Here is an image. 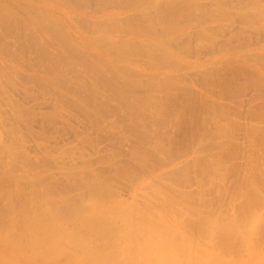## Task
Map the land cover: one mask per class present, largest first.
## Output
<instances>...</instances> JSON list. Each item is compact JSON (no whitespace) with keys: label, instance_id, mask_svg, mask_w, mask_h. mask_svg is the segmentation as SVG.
<instances>
[{"label":"bare ground","instance_id":"obj_1","mask_svg":"<svg viewBox=\"0 0 264 264\" xmlns=\"http://www.w3.org/2000/svg\"><path fill=\"white\" fill-rule=\"evenodd\" d=\"M61 1L59 0L58 3H60ZM85 1L86 0H63L61 2L62 11L60 10L63 14V18L60 19V17L62 15L61 16L59 15L60 16L59 18L57 17V13L55 11L56 6L54 3V0H0V19H2V20L5 19L7 21H10L12 23V25L14 27L13 29L15 31L18 30L20 27L24 26L25 30H27V31L30 30V32H28V33L26 32V35L28 34L27 36H29V34H31L32 36L34 34H36L35 36L37 37L38 35L41 36L43 34L42 35L43 41L49 40L52 38L51 40L55 39L56 42H58L57 43V44H59L57 47L58 50L55 49V51H54V49H53L52 50L53 52H51L50 51L51 48L48 47V49H49L48 51L51 52L50 54H48L47 53L48 51H46L47 46L45 44H43L45 41L42 43V41L40 40L41 41V43H40L39 40L36 41L39 38L35 37V39H34V36L33 37L30 36V38H31V39H29L30 41L27 39L29 42H31L30 46L36 47L37 50H40L38 52H40L41 55L44 57V58L42 57L43 60L44 59L46 61H48L49 59L51 60V61L49 60L50 61L49 63L47 62L45 67L43 65L44 73H42V74L39 73L40 75L35 76L34 78L36 80L38 79L39 82H40V80H42L45 84L47 83L50 86H52L50 88H54L55 90H57L59 92L60 86H61V88H63L61 83L64 82V80L61 79V76H59L60 73H63L66 69H71V67L74 66V63L79 64V66L81 64L82 68L79 67L78 65L77 66L79 68H81L82 70L84 69V70H86V72H89L95 78L94 80H96V81H94L93 79H91V80H93V82H95V83L99 82L100 85H98V83H96L99 87L100 86H102L101 88L106 87V89L108 87L112 92H114V95L116 96L115 98H118L117 101L118 100L121 101L120 108L117 110L114 107V109H115L114 111L118 112L120 110L121 113H120V111L118 113H115L113 110L111 111V109H113L111 106H109L111 109H107V110L110 111V113L113 115V117L118 118V121L116 120L117 122H119L120 119L123 121V118L125 116L126 120L124 119V122H122V121L121 122L126 123L125 128L127 127V129L129 128V130L135 132V134H133V135L137 134L138 139L141 141L143 139L145 140V137H146L147 133L148 134L150 133V130L153 132L154 129L156 130V129H158V127L160 128L161 125H162L161 126L162 128L165 127L164 124H165L166 118H168V116H171V118H172L175 115L178 119L180 116L178 114H182V117H181L182 119L179 118L180 120L176 121L177 126L184 124L186 122V120L187 121L191 120L187 116L189 114V116L192 117V114H193L192 110L193 109L189 106L188 97L184 93H182V95L179 98L181 100L178 102L179 107L177 104L174 105L175 106L174 108H176V106L178 107V109L176 108V110H175V112L177 111L176 114L174 112V109L172 110V108H173L172 104L175 103V95H174L175 88H181V86H178V85H182L184 83L183 82L184 79L183 80L180 79L179 78L180 74L175 73L174 71L171 70V68L174 67L177 69L178 68L181 69V67H183V66H185L184 68H186V65L194 67L196 69L201 67V65H199L200 63L198 61L197 62L199 64L196 63L195 59H194L195 61H191L190 60L191 58L189 59L190 56H187L188 57V59H187L185 57L186 55H184V53L186 54L192 49L189 46V43H191L192 40H189L188 35H187V38H188L187 39L185 37L184 33H181L184 31L187 32V30H184V29H186L185 24L189 23L192 28L193 27L195 28V26L191 25L190 22L197 23V21H198L199 23L200 22L202 23V25L200 24V26H196L195 30L196 29L197 30H196V32L194 31L195 34H193L194 32H192V34L199 39V42H200V43L198 42L199 46H201V44L203 45L204 43L206 44V46H208V44H212L213 40L215 39V37H213V39H212V37L208 34L206 27L203 26V23L206 21L207 22H216L214 24H217L218 21L220 20L221 23L219 22V25H221L224 22V24H222V25L223 26H225V25L229 26L228 29H230V31L232 28L234 29V32L232 33V35L229 32V34L231 35V39H233V41H231V42H234V37H236L237 41H235V42L236 43L238 42V43H237V45H235L236 43L234 42L235 46L232 47V49H230L228 51V48L231 47V44L233 45V43L229 42L230 40H224L223 41L224 43L221 42V44H219L218 46L214 43L216 45V47H218V48H216L215 51H217L219 49L218 50L219 56L217 55L218 57L210 60V62H213V63L209 65L210 67L209 66L208 67L211 68V66H212L213 68H211V69H209V71H207L208 68L206 67L207 70H206V68H205V70H203V72L204 71L205 72L201 76V81L203 82V84H205V88H206V86H208V88H209V86L211 84H212L211 85L212 88H213V85L214 86H220V87L222 85V89L224 90L226 87H228L226 85L228 80H226V79H229V78H227V77H229V75L231 77V75H232L231 72H233V73L235 72L236 73L235 75L237 76L238 71H240L242 73L243 72L247 73V74L243 73L244 76L246 77V80L244 79L245 80L244 83L246 84L245 86H247V84H248L249 86H252V88H253V86L255 88L256 84L253 85V83H256V82L264 83V76H263L264 74L263 75L261 74L262 72H260L259 67L256 66L260 73L256 72L258 70H255L252 68L253 67L252 64L253 65L256 64L257 61H256V63H252V64H250V62H249V60L251 61V59H252V62H253V60L257 59L258 63L260 65H261V63H263V65H264V52H262V50H264V47H256L253 50H251V49L248 50L247 46H249V43H250L252 38L248 39V40H250L248 45H247L248 41H242V40L238 41V39L240 38V37L238 38V34L239 35L244 34L243 33L244 31L246 32V31L251 30V31H253L252 33H254L255 30L256 31L260 30L263 32V30H264V5H262L261 0H238V2H237V0H235L237 2V4H234L233 3L234 1H232V0H208L209 5L211 7V8H209L210 10L208 9V7L206 9V5H208L207 0H206V2H203V0H202L203 3L201 5L199 4L198 0H98L101 2V5H103V6H101V5L99 6L100 2H97V0H95L97 3H99L98 4L99 9L95 8L96 10L98 9V11L94 14L93 18L89 19L86 16L84 17L82 15V17H81V15H78L79 17H81V19L83 17L85 19L88 18L89 19V20L87 19L88 22H90V23L92 22L91 33H89L90 31L87 32V29H86V28H88L90 23L87 24V26H86V24H84L86 21L84 19H82L81 20L82 23L80 22V24H79L80 26H81V24H83L86 32L89 33L88 35H85V38H84L86 41H88L89 45L85 44L86 42L80 43L79 41H75L76 39H73L74 36L69 33V31L77 32L76 27L78 25L77 24L78 22H76V17H78V16H75L78 12L77 8L79 9V7H77V6L78 5L80 6L83 2L85 3ZM200 2H201V0H200ZM83 4H82V6H84ZM94 5H96V4H94ZM112 5H117L118 9L121 6L122 7L123 6L130 7V6L134 5V7L138 8V10H136V11L134 10L135 13H126L125 12L126 9L125 10L123 9L124 11L115 13L111 10ZM212 5H213V7H212ZM92 6H93V3H92ZM95 7H97V5ZM108 7H110V8H108ZM91 9L93 10V13H94L95 10L93 8H91ZM107 9H110V10H107ZM84 10H87V9H84ZM92 10L90 11V13L92 12ZM58 11L59 10H57V12ZM80 13L83 14L82 11H80ZM86 13H87V11H86ZM120 14H123V16H120ZM74 17H75L74 20L77 24L76 26H74L75 24L70 23L71 19L73 20ZM121 17H123V19H121ZM236 18H238L239 22ZM77 19H80V18H77ZM91 19H92V21H91ZM184 19L186 20L185 22L183 21ZM2 20L0 22H2ZM78 21H80V20H78ZM183 23H185V24H183ZM2 24H0V26ZM4 25H5V29L2 28L3 26H1L2 30L4 29L8 33H10L11 30L10 31L7 30L10 27L6 28V26H8V22H6ZM194 25H197V24H194ZM83 26L81 28H83ZM210 26L212 27V24H210ZM91 27H89V28H91ZM191 27H189V28H191ZM84 28L81 30H84ZM192 28L190 30H192ZM194 28H193V30H194ZM218 28L222 29V27H220V26ZM223 28H225V27H223ZM69 29H71V30H69ZM226 29H227V27H226ZM226 29H224V30H226ZM36 30H38V32L41 34H38L37 32L35 33ZM212 30H211V32H212ZM216 30H217V27H216ZM23 31L24 30H21V32H23ZM111 31H113V32L118 31L119 33H121V35L118 36V38H117V37H115L116 34L114 36H113V34H111L112 33ZM221 31L223 32V30H221ZM251 31H250V33H251ZM109 32H111V33H109ZM188 32H189V30H188ZM12 33L15 34L16 32L13 31ZM80 33H83V31H81ZM190 33H191V31H190ZM246 33H248V32H246ZM259 33H261V32H259ZM23 34L25 35L24 32H23ZM181 34H183L184 37L187 39V41H190V42L188 43L186 40L181 42L180 38L183 36V35L181 36ZM192 34H189V35L191 36ZM226 34H227V32H226ZM69 35L71 36V38H69L70 37ZM211 35H213V33ZM224 35H225V33H224ZM230 35L228 36L229 39H230ZM11 36L13 37V35H11ZM11 36H9V37H11ZM27 36H26V38H27ZM194 36H192V37L194 38ZM252 36H254V35H252ZM228 37H226V38H228ZM24 38H25V36H24ZM75 38H76V36H75ZM197 38H196V41L198 40ZM216 38H217V36H216ZM15 39L17 40V38H15ZM80 39L82 40V38H80ZM182 39H184V38L182 37ZM241 39L246 40V37H243ZM255 39H256V37H255ZM27 40H25V43H28ZM21 43H23V39H22V42L20 41V44ZM83 43L85 45H87L88 47H90L89 51H87L84 47H82L83 45H81V44H83ZM261 43H263V42H261ZM16 44L18 45V43H16ZM172 44L178 45V47L176 46L178 49L175 48ZM222 44H224V45L219 47ZM18 46H20V45H18ZM18 46L17 47L14 46V47H16L18 49L19 48ZM25 46L27 47L28 44H26ZM30 46H29V48H30ZM48 46H50V45H48ZM54 46H56V45H54ZM172 46L176 50L173 49ZM209 46H211L210 48H212L213 45H209ZM20 48H22V52H23V50H26L25 47L23 49V46L22 47L20 46ZM32 49H34V48H32ZM36 49H34V50L36 51ZM207 49H208V47H207ZM214 49L215 48H213V50ZM238 49L239 50L242 49L243 52L239 51ZM30 50H31V48H30ZM0 52H2V51H0ZM19 52H20V50L18 51V53ZM24 52H27V50ZM31 52H29V53H31ZM201 52L203 53V51H201ZM211 52H213V51H211ZM9 53H11V52H9ZM9 53H7V54H9ZM40 53H38V54H40ZM132 54H134V55L137 54L136 55L137 59L134 58V55L132 56ZM176 54L178 56H180V58ZM199 54L201 56V53H198V56H199ZM203 54H202V56L204 57L206 54L205 55H203ZM209 54H210V51H209ZM209 54H207V55H209ZM215 54H216V52H215ZM11 55H13V53ZM21 55H23V54H21ZM41 55H40V58H41ZM45 55H47V56L49 55L50 58L47 60L48 57L46 58ZM35 56H38V55H35ZM131 56H132V58H134L136 63L131 58ZM138 56H140L139 57L140 62L143 61L144 63L148 64L150 69H151V67H153L152 71H154V72H152V73H154V74H151L149 72H148V74H146L147 72L142 73V71H139V69L137 68V67H139L137 64ZM212 57H214V56H212ZM140 58H141V60H140ZM200 59H204V58L200 57ZM3 60H5V59H3ZM44 61L42 63H44ZM139 61H138V63H140ZM189 61H190V63H189ZM203 61H201V63ZM205 61L208 62V60L206 58H205ZM17 62H19V61H17ZM36 62H39V61L37 60ZM191 62H193V63L195 62L196 64H191ZM60 63H62L63 66H62V64L60 65ZM130 63L133 64L134 66L131 65ZM146 64H144V65L146 66ZM203 64H204V62H203ZM24 65H26V64H24ZM28 65H30V64H28ZM59 65L61 66L60 68L63 67L65 70L62 68V72L59 71V69H58ZM263 65H261V66H263ZM203 66H205V65H203ZM19 67H20V65H19ZM191 67L189 70H192ZM27 68H29V67H27ZM30 68H31V66H30ZM261 68H264V66L260 67V69ZM144 69H145V67H144ZM203 69H204V67H203ZM220 69H221V71L219 72ZM223 70H224V72L226 71V76H225L226 77V79H225L226 83L220 79L221 78L220 74H221V72H223ZM180 71H182V70H180ZM262 71H263V69H262ZM0 72H2V71H0ZM11 72L13 73V71H11ZM67 72H68V70H67ZM69 73L70 72H68V74ZM144 73L146 76L144 75ZM227 73H229V74L227 75ZM63 74H61V75H63ZM73 74H74V71H73ZM0 75H2V73ZM4 75L5 74H3V76ZM235 75H232V76H235ZM247 75H249V76H247ZM8 76H10V75H8ZM240 76H242V75H240ZM5 77H3V78H5ZM7 78H9V77H7ZM10 78H11V76H10ZM235 78L237 79V77H235ZM234 79L232 82H236V81L238 83L241 82V81L239 82L238 80L234 81ZM8 80H10V79H7V82H9ZM69 80H71V79H69ZM186 80H187V78H186ZM5 81L6 80L4 79V82ZM10 82H11V80H10ZM43 82L41 83L42 86L44 84ZM89 82H91V81H89ZM89 82L87 80H85L84 82L79 84L80 86H82L85 89V91H87V94H85L87 96H85L83 98L82 97L77 98V96H76L77 100L82 99V103L80 102V104H79V102H75V103L73 102L72 106H74V104L75 105L78 104L80 106V109H82L81 107L84 106L83 104L91 105L95 108L96 113H97L96 116H98L99 113L103 112L104 109H105V111H107L106 106L108 107V105L110 103L107 102L108 105H107V103L106 104L101 103L102 104L101 105L99 103L100 99L98 100L96 98L97 95L99 96L100 94H97L96 92H94L95 89L97 91V87L92 82L91 83H89ZM193 82H195V81H193ZM222 82L225 83L224 86H223V84H221ZM229 82L230 81H228V83ZM14 83L12 82V84H14ZM35 83H36V81H35ZM3 84L4 83L2 81H0V91L2 90ZM9 84L11 85V83H9ZM21 84L23 85V83H21ZM21 84H19V85H21ZM37 84H38V82H37ZM191 84H192V82H191ZM233 84L234 83L230 84L229 87L232 86ZM242 84H243V80L241 83V87L244 85V84L243 85ZM38 86H40V85H38ZM67 86H68V84H67ZM142 86H144L143 87L144 89L148 88V90H146V91H144V89L142 88L144 91V92H141L142 94H138L136 91L132 90V88L139 87L138 90L140 91L141 90L140 88ZM186 86H188V84ZM25 87H26V85H25ZM192 87L193 86H191V88ZM232 87H234V85ZM208 88H206V89H208ZM214 89H213L214 90L213 94L215 95L220 90V88L218 89V88L214 87ZM216 89H217V91H216ZM227 89H226V92H227ZM230 89H231V87L229 88V90ZM235 89H240V87L235 88ZM65 90H66V88H65ZM208 90H210V89H208ZM221 90L218 93L219 95L216 94L215 96H220ZM229 90L227 93L229 96H227V97L225 96L228 100H229L230 96L232 95V90H231V92H229ZM241 90H244L243 87L241 88ZM249 90H250V88H249ZM68 91H70V90H68ZM101 91H102V89H101ZM3 92H6V91L4 90ZM93 92L96 94H94ZM207 92L210 93V91H207ZM226 92L224 90V92L222 91L221 93H223V96H224V95H227ZM245 92H246V90H245ZM62 93L64 94V92H62V90H61V94ZM70 93L72 96H69ZM70 93H68L69 95L67 94L68 96H66L65 94L63 96L67 97L68 99H71L73 97L74 93L71 91H70ZM102 93H104V92H102ZM196 93H198L197 90H196ZM196 93H195V95H196ZM229 93H231V94H229ZM58 94H60V92ZM3 95H4V93H3ZM54 95H55V93H54ZM54 95H53V97H54ZM92 96L93 97L95 96L94 98L97 100V102H95L96 100ZM207 96H208V93H207ZM210 96L211 95L209 94V97ZM252 96H254V95H252ZM1 97H2V95H1ZM27 97H28V95H27ZM99 97H101V96H99ZM218 98H219L218 101H220V97H218ZM242 98H240V99H242ZM51 99L54 100L53 98H51ZM68 99H67V101H68ZM194 99L196 102H199V99H197L195 97H194ZM221 99H222V97H221ZM248 99H250V98H248ZM57 100H59V99H57ZM71 100H75V98H72ZM206 100H207V98H206ZM7 101H9V100H7ZM210 101L211 102H209V100H208V102L210 103L209 105H206L207 101H205L206 104L204 106H208V110H209L208 113L205 111L206 117H209L211 114V115H213V118H215L217 120L216 128H215V130L213 129L211 133H210L209 129H208L209 132H208V130L206 131V129H207L206 127H205L206 128L205 129V128L199 127V125H197V126L195 125L196 126V128H195V126L193 125V123H194L193 119H192L193 123L189 124L190 121H188V124H189V126H191V129H192V125L194 126L193 127L194 132L184 131V135L182 136V138H180L178 136H181L180 135L181 132H180V129L177 128L180 132L179 135L177 136L180 139L179 141L177 140V138L172 136L171 132H169L171 134V136H169L170 134L168 136H167V134L164 136L162 133L159 134L161 131H158L159 130L158 129L157 130L158 132H156V131L153 132V136L155 135L154 138H152L153 136L151 135V133L149 135L152 137H149V135H148V137L152 138V139H148L146 137L147 140H151L150 143L144 145L143 144L144 140H143L141 144H139L140 142L138 144H136V142L135 143L133 142L134 143L133 146L132 145L128 146L130 148V150L128 149L127 154H129V155H126V156H128V157H126V159L129 158L127 163L131 162V165H129L128 167L125 166L126 164L120 165L121 161L119 164L118 163L114 164V162H117V161L114 159H110L112 162L114 160V162L112 163L110 160L106 159L109 156L108 157L105 156L106 158H104L103 157L104 155H103L102 156L103 158H100L102 162L101 161H99V162H101V164L104 163L105 165H107L108 168L109 167L112 168L110 170V172L112 173V176L104 174V172H103V174L105 176H102L103 174H99L98 173L99 171L96 172V171H94L95 169L92 170L91 168H89V165L87 163V161L89 159L86 161V159L83 158V160H85L86 162L82 161L83 163H81L79 165L71 163L69 166H66L65 170H63V171H65L64 175L65 176H71L70 178L72 180H73V178L76 179V181L75 180L74 181L76 182L75 184L78 186V191L77 192L74 191L76 194H74L72 192L74 195H71L70 194L71 192L69 193L67 191V189H69V188L66 189V187H68V186L63 185V187H62V186H60L62 184H58L59 186L57 184H55V185H57V188H55L52 185V183L49 181V179L47 177H45L44 174L38 169L37 163L32 161L31 160L32 158L30 159L28 154L23 150L25 143L22 145L20 142V140H21L20 137L18 136L20 139L19 140L17 138V136H15L20 132L19 131V132H17V134H14V130L16 131V128H18L14 125L15 123L13 124L14 126L12 125L13 127L8 124L9 126H11L8 129H5L6 125L3 126V122H2V125L0 123V127L2 126V131L5 132V134L7 133L6 135H8V137H9L7 140H3L2 135L4 133L1 131V134H0V264H57V262H58L57 260H59L58 258H61L60 259L61 264H250L251 262H254V260H258L259 264H264L259 259L262 256V252L264 255V209L262 210V208H261V206H264V194L261 193L264 191L262 188L264 186L261 187L262 190H261V188H260V190H258L259 188H257L255 185L256 182H258V181L261 182V180H262L261 178H264V177L262 175H261L262 177L260 176L261 178L259 176H258V178L255 177V175H260L259 174L260 172L258 174L252 175L253 171H251L250 172L251 174L249 175L248 169L253 170V169H255L256 165L254 167V163L247 160L248 162L247 161H246V163L244 162L246 170L242 169V168H244L243 166L241 168L242 171L238 170L240 173H237L238 172L236 169L237 167H235V169H234L236 171V173L239 175V179H237L236 181H238V182L240 181V182L233 184L232 183L233 181H231V183H230L231 187H230V185H228V187H230L231 189L230 188L225 189L226 185H224L225 187L222 188V186L224 184L222 182V180H224V182L227 183L229 178H225V177L226 176L229 177L233 173V172H230L231 170H228V168H229L228 166H230L232 162H233V165L236 164V163H234V160L236 159L234 157H233L234 160H232L230 163L231 158H229L230 155L227 157L228 152L227 153L225 152L224 153L225 155L221 153V151L224 150V149L222 150L221 148H223L226 144H228V145L230 144L229 139H228V138H230L228 136V133H229L228 123H226V121H228V119H230L229 114L232 112L231 113V117H232V114H234L236 112V110L233 108L234 106L231 107L230 105H232V104H230L229 105L230 107L228 105L227 106L230 109H232V108L233 109L231 110L230 113H226V112H224V108L221 107L222 101L219 102L220 107L218 106V103L216 101H213L211 99H210ZM239 101H241V100H238L237 104ZM56 102H58V101H56ZM223 102H225V101H223ZM253 102H254V99H253ZM1 103H2V101H1ZM61 103H63V102H61ZM69 103H71V102H69ZM227 103L228 102H226V104ZM247 103H249V102H246V104L245 103L244 104L248 106ZM251 103L252 102H250L249 105ZM2 104H4V103H2ZM223 104H225V103H223ZM226 104H225V106H226ZM239 104H240V102H239ZM257 104H259V103H257ZM88 105H86V107L84 106L85 108L83 107V109H87ZM103 105L104 106L106 105L105 108L103 107ZM110 105H112V104H110ZM260 105H263V104H260ZM70 106L71 105H69V107ZM112 106H117V105L113 104ZM195 106H196V103H195ZM200 106H202V105H200ZM238 106H240V105H238ZM247 106H246L245 110H247ZM14 107H16V108H14L15 113L13 112L14 116L12 117V118H14V120H15V117L17 120L20 118H23L24 116L22 114L30 115L32 113L31 111H33L32 106L30 108H26V109H31V111L30 110L26 111L23 107L20 108V106H16V105ZM26 107H27V105H26ZM57 107H55L54 111H56ZM11 108L13 109V107H11ZM116 108H118V106ZM243 108H245V107H243ZM243 108H242V110H243ZM251 108L249 107L248 110H250ZM60 109H62V108H60ZM1 110H3V109H1ZM57 110H59V109H57ZM34 111H35V109H34ZM49 111L50 110L45 111V113L44 112L43 113L46 115L47 112H49ZM171 111H173V113H174V114L172 113L173 116L171 114ZM198 111H199V109H198ZM239 111L240 110H238V112ZM29 112H31V113H29ZM89 112H90V110H89ZM251 112H253V111H251ZM1 113H3V112H1ZM33 113H32V117L34 115ZM50 113H52V112H50ZM53 113H55V112H53ZM56 113H58V111H56ZM62 113H64V112H62ZM80 113H81V111H80ZM84 113H85V111H84ZM86 113H87V111H86ZM147 113L148 114L150 113L152 116L148 117ZM9 114H10V111H9ZM39 114H41V113L39 112ZM44 114H43V116H44ZM91 114L95 115V113H91ZM100 114H102V113H100ZM104 114H105V112H104ZM115 114H116V116H114ZM183 114H186L187 119L184 117ZM259 114H257V116L259 118H262V115L260 114V116H259ZM48 115H46V116H48ZM50 115L52 116L53 114H50ZM94 115H91V116H94ZM193 115H196V114H193ZM225 115H227V116L225 117ZM239 115H241V114H239ZM245 115H246V113H245ZM58 116L59 115L57 114V117ZM91 116H89V118ZM121 116H123V118H121ZM135 116L138 117V119L135 118V120H134L133 118ZM143 116H146V118H149V119L152 117L155 119V117H156L157 120L161 119V120H163V122L161 123V121L158 120V122H160V123H156L157 121L154 122L156 119L154 121L150 120L151 122H149V121H147V119L145 117L143 118ZM29 117L27 116L25 119L24 118L23 119L26 120ZM139 117H142L143 120H141V118L139 120ZM196 117L198 118L197 115H196ZM200 117H202V114ZM241 117L243 118L244 114ZM59 118H60V116H59ZM59 118L54 119V120H58ZM91 118H93V117H91ZM199 118H198V120H199ZM211 118H212V116H211ZM225 118H228V119H225ZM244 118L246 119L247 117L245 116ZM23 119L19 120L18 122L22 121ZM96 119H98V118H96ZM100 119L101 120L99 121V123H101V121H102V118H100ZM136 119L138 122L136 121ZM169 119H170V117H169ZM194 119H196V118H194ZM233 119L236 120L237 117L236 118L234 117ZM233 119L231 118L229 121H231ZM255 119L256 118H254V120ZM2 120L3 119L1 117L0 121H2ZM17 120H15L14 122H16ZM48 120H49V118H48ZM48 120L46 122H48ZM144 120H146V123L149 122L151 124L152 123H154V124L153 125L150 124L151 126H149V124H148V126H149L148 127V126H146L147 124L145 125ZM172 120H173V118H172ZM248 120L250 121V118ZM254 120L249 122V125L251 123V125H253V126L247 125L248 121H246L247 122L246 126L243 123L244 124L243 127L245 129H247L244 131V134L248 135L247 138H249L250 132H251L250 137L254 135L253 134L254 132H258L257 138L259 139L260 134L264 133L263 132L264 130L263 131L261 130V132L259 131L261 129L260 124H261V121L263 120V118L261 120L260 119L258 120V121H260L259 123H256V121H254ZM89 121H90V119H88V122ZM114 121H115V119H114ZM114 121L113 120L109 121L112 123H109L108 127L110 126V124L113 125ZM205 121L208 122V120H205ZM237 121H238V123H240L239 122L240 120H237ZM263 121H262V124L264 125ZM93 122H92V124H93ZM141 122L142 123L144 122V124H142ZM167 122L168 121H166V124L170 125ZM202 122H203V120H202ZM243 122H244V120H243ZM253 122H255L256 124H254ZM238 123L236 122L237 126L235 125L234 126L235 128L232 126L233 129H236L239 126ZM135 124H137V126ZM100 125L104 126V124L103 125L100 124ZM115 125L118 128L117 124H115ZM115 125H114V128H115ZM254 125L256 126L257 130H253V129H255ZM263 125H262V127H263ZM14 127H16V128H14ZM91 127L93 129V126H91ZM96 127H98V126H96ZM146 127H148V128L146 129ZM169 127H168V129H169ZM197 127H199V129ZM250 127H253V129ZM259 127H260V129H258ZM26 128H28V127H26ZM103 128H105V127H103ZM162 128H160V130H162ZM165 128H167V126ZM194 128H195V130H194ZM97 129L98 128H96V130ZM177 129H175V130L177 131ZM233 129L231 130V134L236 133V131L234 133H232ZM262 129H264V127ZM29 130H31V128ZM103 130L104 129H102V131ZM129 130L125 129V132H127ZM163 130L166 132L165 129H163ZM175 130H172V131L174 132ZM40 131H42V130H40ZM99 131H101L100 128H99ZM167 131H169V130H167ZM181 131L183 133V130H181ZM204 131H206L209 135L206 134V136H204L203 135ZM242 131L243 130H241V132ZM246 131H247V134L245 133ZM42 132H46V131H42ZM237 132H239V131H237ZM259 132H260V134H259ZM26 133H28V132H26ZM85 133H87V132L85 131ZM38 134H40V133H38ZM41 135H43V133H41ZM77 135H78V133H77ZM86 135L82 134V137H84V136L86 137ZM255 135H256V133H255ZM255 135H254V139H255ZM20 136H21V134H20ZM28 136H29V134H28ZM89 136H90V134H89ZM143 136H145V137H143ZM226 136H228V137H226ZM39 137H36V138H39ZM46 137H47V135H46ZM85 137L82 139L81 136H79V138H81V140H83V142L85 140ZM261 137H262V135H261ZM226 138H227V140H226ZM263 138L264 137H262L261 141L263 140ZM232 139L233 138H231V140H230L231 143H233ZM24 140H25V137H24ZM86 140H88V138H86ZM147 140L145 143L148 142ZM32 141H34V140L32 139ZM35 141H38V140L35 139ZM77 141L80 142V140H77ZM136 141H137V137H136ZM189 141H190V143H191V141H193V142L195 141V144H196V145L194 144L195 146L193 147V150L191 151L192 152V155H191L192 158L191 159L193 162L192 164H189L188 162L185 161L186 159L185 160L183 159L184 161L179 162L181 164L175 165V166H173V168L172 167L167 168L168 170L163 169V172H160V173L154 172L155 170L150 171V170H148V168L145 169V167L142 168L143 166H149L152 169L153 164H156L158 166L159 162H161V160H164V159H165L164 161H167V159H168V161L171 162V163H169L170 166L175 164V162L173 163L172 160H174V158H173L174 156H175V159L177 158L176 157L177 155H175V154L177 152H179V145L182 144V147L184 145V148H186L185 151L186 150L189 151V147L187 145V144H189ZM233 141H236V140L233 139ZM250 141H252V142H250ZM40 142L42 143L43 141H40ZM89 142H91L90 138H89ZM236 142L239 143L240 141H236ZM254 142L252 139H249V142H247V143H249V146L247 145L246 142H244V144L246 143V148L243 149V147H241L243 149V152H246L248 154L250 153L251 155H253V153L250 150H251V145H254ZM262 142H264V140ZM81 144H82V142H81ZM89 144L87 143V146H89ZM191 144H193V143H191ZM213 144H215V146H217V148L215 147L216 151L214 150V152H216V153H213L212 151L208 150V147H210V145H213ZM240 144H242V143H240ZM240 144L238 145L239 147L236 144V147L240 148ZM92 145H93V142H92ZM231 145L232 146L230 148L234 147L233 146L234 144H231ZM189 146H191V145L189 144ZM241 146H243V145H241ZM255 146H257V142L255 143ZM260 146H261V144H260ZM262 146L260 148H262ZM41 147H42V149L44 147L46 150V146H41ZM182 147H180V148H182ZM191 147H190V149H191ZM248 147H249V150H248ZM210 148H211V150L214 149V147H210ZM218 148H220L221 150ZM241 148H240L241 151L238 150L239 152H242ZM255 148H252V151L255 150V153L259 150H260L259 152H261V151L264 152V149L261 150L258 147H255ZM49 149H48V151H50ZM56 149H57V147H56ZM56 149H55V151H56ZM79 149H81V148H79ZM217 149L220 151H217ZM59 150H61V148ZM117 150H118V148H117ZM247 150L250 152H248ZM61 151L64 152V150H61ZM181 151H184V149ZM209 152L213 153V154L210 155ZM255 153H254V157H255ZM257 153H256V156L258 155ZM50 154H52V153H50ZM106 154L110 155L108 153H106ZM47 155H48V153H47ZM261 155H259V156H261ZM38 156H37V158H38ZM43 156H45V158L49 157V156L46 157L45 154ZM121 156H123V154ZM180 156H182V155H180ZM84 157H85V155H84ZM100 157H101V155H100ZM111 157H112V155H111ZM115 157H112V158H115ZM238 157H240V156H238ZM85 158H87V156ZM52 159L53 158H51L49 161L53 162ZM91 159H93V158H91ZM122 159H123L122 160V162H123L124 158H122ZM49 161L47 159V163ZM164 161H162L161 164ZM18 162L20 163V167H17ZM88 162L90 163V161H88ZM50 163L51 162H49V164ZM188 164L196 167L197 171L199 168V171H201V172H199L200 175H202V171H204V174L206 173L205 177L207 176L206 178L204 177L206 180L201 177V181H203V182H200L197 185L199 188L195 187V189L197 188L196 189L197 191L195 190L196 192L194 194H192L193 192L190 193L189 190L185 191L190 186L188 184V187H187L186 181L189 180V177L190 176L192 177V174H193V173L191 174L190 171L188 170V168H189ZM263 164L264 163H262V167H264ZM233 165H232V171H233V167H234ZM43 166L47 167L46 162L44 163ZM102 166H104V165L102 164ZM160 166H162V165H160ZM163 167H164V165H163ZM137 168H140V169L142 168V170H147V171L144 172L143 175L140 174V175H142L141 177L136 178L137 182H135V185L133 188V190H134L133 191L134 192L133 197L134 198L132 197L133 199L128 201V200H123V198L120 199L121 197L120 198L118 197V198H115L113 200V198L117 194L113 195L115 192L112 193V191L116 190V189L111 190V188H112L111 186L114 185L113 184L114 182L112 183V179L115 177L116 178H122L121 180L123 181V179L127 178V181L128 180L133 181V179H135V177L137 176V171H136ZM157 168L158 167H156V169ZM256 168L260 169V166L259 167L257 166ZM55 169H56V167H55ZM169 169H171V170H169ZM229 169H231V168H229ZM243 170H245L244 176L242 175ZM159 171H161V170H159ZM247 171H248V173H247ZM227 172H230L231 175H229V173L227 174ZM255 172H258V171H254V173ZM139 173H138V176H140ZM236 173L234 172L233 174L236 175ZM262 173L264 174V172H262ZM224 174H227V175L224 176ZM106 175L110 176V177H107ZM251 175L255 177L254 181H253L252 177H249ZM192 178L194 179V177H192ZM192 178H190V179H192ZM240 178H241V180H240ZM256 178L258 179L257 181H256ZM225 179H227V181H225ZM118 180L119 179H117L115 181H118ZM231 180H232V178H231ZM122 181H120V182H122ZM198 181H200V179ZM219 181H221V182H219ZM183 182H185V183H183ZM229 182H230V180H229ZM131 183L129 182L130 185H132ZM181 183L184 185L186 184L185 185L186 189L184 188L185 190L180 189ZM195 183H196V181L194 182V185H195ZM218 183L222 184V186L220 185L221 188L220 187L218 188V186L216 187L214 185V184L217 185ZM200 184H201V186H199ZM227 184H229V183H227ZM232 184L234 185V187L232 186ZM261 185H262V183H261ZM210 187H211V189L212 188L214 189L213 191L215 192L216 195L218 194L219 196L225 197L226 202H224V203L229 207L235 208L234 212H232V213L230 212V214L228 213V215H226L224 213L225 211H223L224 210L223 208H221V209H223L222 211L217 210V212H212L213 211L212 206H214L213 203L211 206L212 209L206 208V206L207 207L209 206L207 204H210L209 199L214 197V195H212V194H214L212 192V190L211 189L209 190ZM215 187H216V189L218 188L217 192L215 191L216 190ZM205 188L212 192V193H210L211 195H208V196H210V198H208V196H206L207 193L204 194L205 191L207 192V190ZM221 189H222V191H221ZM259 191H261V192H259ZM221 193H222V195H221ZM203 195L208 200L206 198L204 200V198H202V197H204ZM216 198L217 197L215 196V199ZM110 200H112V202L108 203ZM221 200H222V198H221ZM205 201L206 202L208 201L209 203L206 204ZM258 203H260L259 206H257ZM217 209H218V207H217ZM214 210H216V207ZM245 252H247V255L245 254ZM243 253H244V255H243ZM245 255L247 256L246 258L244 257Z\"/></svg>","mask_w":264,"mask_h":264},{"label":"rangeland","instance_id":"obj_2","mask_svg":"<svg viewBox=\"0 0 264 264\" xmlns=\"http://www.w3.org/2000/svg\"><path fill=\"white\" fill-rule=\"evenodd\" d=\"M58 1L59 0H54V3H55V6H56V9H55V11H56V13H57V17L59 18L61 15V17H60V19L61 18H63V14H62V4H61V2L63 1H61L60 3H58ZM88 1V2H87ZM92 1V2H91ZM95 1V0H94ZM93 0H86L85 1V3L83 4L84 6H82V4L79 6H77V7H79V9L77 8V10H78V12H77V14L75 15V16H78V15H81V17H82V15L85 17H88L89 19L90 18H93L94 17V14L98 11V7L101 5V2L100 1H98L97 0V2H100V4L99 3H97L96 1L94 2ZM199 1V4L201 5L203 2H206V0L204 1L203 0V2H202V0H201V2H200V0H198ZM232 1H234L233 3L234 4H237V2H238V0H237V2L235 1V0H232ZM87 2V3H86ZM91 2V3H90ZM207 2H208V0H207ZM92 3H93V6H92ZM261 3H262V5H264V0H261ZM88 4V5H87ZM94 4H96L97 5V7H95L96 5H94ZM98 4H99V6H98ZM208 5H209V2L207 3ZM60 7H59V6ZM87 5V6H86ZM208 5H206V9H207V7H208V9L209 8H211L210 7V5L208 6ZM54 6V7H55ZM91 6V7H90ZM101 6H103V5H101ZM109 6V5H108ZM85 7V8H84ZM87 7V8H86ZM90 7V8H89ZM111 7V6H110ZM110 7H108V8H110ZM114 9H113V8ZM112 7H111V10L113 11V12H122V11H124L125 9V12L126 13H135V11L136 10H138V8H136V7H134V5L133 6H130V7H125V6H121V7H119V9H118V7H117V5H112ZM205 7V6H204ZM212 7H213V5H212ZM59 8V9H58ZM91 8H93L95 11H94V13H93V10L91 9ZM95 8H98L97 10L95 9ZM134 8V9H133ZM81 9V10H80ZM84 9H87V10H84ZM117 9V10H116ZM124 9V10H123ZM57 10H59L58 12H57ZM61 10V11H60ZM82 11L83 12V14H81L80 13V11ZM92 10V12L90 13V11ZM107 10H110V9H107ZM135 10V11H134ZM210 10V9H209ZM86 11H87V13H86ZM134 11V12H133ZM60 15V16H59ZM92 16V17H91ZM120 16H123V14H120ZM81 17H76V22H78L77 24L79 25L80 24V22H81V20L82 19H84L83 21L85 22L84 24H86V26H87V24H89L90 22H88V18H82L81 19ZM77 18H80V19H77ZM75 19V17L73 18V20ZM88 19V20H87ZM121 19H123V17H121ZM237 20H238V18H236ZM2 19H0V21H1ZM72 19H71V21H70V23H72V24H75L74 26H76L77 24H76V22H75V20L73 21ZM78 20H80V21H78ZM236 20V21H237ZM91 21H92V19H91ZM184 22L186 21L185 19L183 20ZM6 22H8V26H6V28L8 27H10L9 29H7V30H11L10 31V33H8L6 30H4L5 29V23ZM219 22H220V20L218 21V23L217 24H214V23H216V22H204L203 23V26H205L206 27V30H207V32H208V34L212 37V39H213V37H215V39L213 40V42H212V44H208V46H206V44L204 43L203 45L201 44V46H199V44H198V42H199V39L196 37V36H194L193 34H195V32H196V30H195V28H196V26H200V24L202 25V23L200 22H198L197 21V23H193V22H190L191 23V25H193V26H195V28H194V30H193V28L190 26V24L188 23V24H185V23H183V24H185L186 25V29H184V30H187V32H188V30H189V32L187 33L186 31H184V32H181V33H184V35H185V37L187 38V35H188V38H189V40H192L191 41V43H189L190 41H187V39L184 37V35L183 34H181V36L184 38V39H182V37L180 38V40H181V42L182 41H184V40H186L188 43H189V46L192 48L188 53H184V55H186L185 57L188 59V57L187 56H190L189 57V59L191 60V61H195L196 60V63H198L199 65H201V67H199V68H194V67H191V66H188V65H186V68H184L185 66H183V67H181V69L180 68H171V70L172 71H174L175 73H179L180 75H179V78L180 79H184L183 80V82L185 83H183L182 85H178V86H181V88H175V91H174V95H175V103L174 104H172L173 106V108H172V110L174 109V112H175V110H176V108L178 109V107H179V105H178V102L179 101H181L179 98H180V96L182 95V93H184L187 97H188V102H189V106L193 109L192 110V112H193V114H196L197 116H198V118L201 116V114H202V117H200L199 118V120H198V118L196 117V115H193L192 114V117L191 116H189V114H188V116L187 117H189V119H191V120H188V121H190L189 122V124L190 123H193V125L195 126H197V125H199V127H202V128H205L206 129V131L209 129L210 130V133L212 132V130L214 129L215 130V128H216V123H217V120L215 119V118H213V115H211L210 113V116L209 117H206V113H205V111L208 113L209 112V110H208V106H204L205 104H206V102L205 101H207V104L206 105H209L210 103L209 102H211L210 101V99L211 100H213V101H216L217 103H218V106L220 107V104H219V102L220 101H222L221 102V107H223L224 108V112H226V113H230L231 112V110L234 108L235 110H236V112L234 113V114H232V117H231V113L229 114L230 115V119L232 118H236L237 117V119L235 120V119H233V120H231V121H229L230 119H228V118H225V119H228V121H226V123H228V130H229V133H228V136L230 137V138H228L229 139V142H230V144L228 145V144H226L223 148H221L223 151H221V153L222 154H224L225 152L228 154L227 155V157L229 156V158H231V160H230V163H231V161L232 160H234V158H236L235 160H234V163H236V164H234L233 165V162L231 163V165L230 166H228L229 168H231V169H229L228 168V170H231L230 172H235L236 173V171L234 170L235 169V167H237L236 169H237V171L239 170H241L242 171V169H245L246 170V168H245V164H244V162L246 163V161L248 160V161H251L252 163H254V167H255V165H256V167L258 166H260V169H257L256 167H255V169H253V170H250V169H248L249 170V175L251 174L250 172L251 171H253L252 172V175L254 174H258L259 172V174L260 175H255V177H257L258 178V176L260 177L261 175L264 177V174L262 173V172H264L263 170H264V167H262V163H264L263 161H264V152L263 151H261V152H259L260 150L259 149H261V150H263L264 149V142H262L263 140H264V138H263V140L261 141V139H262V137H264V133H261L260 134V132H261V130L263 131L264 129H262L263 127H264V125L262 124V121L264 120V83H260V82H256V83H253V85H255L256 84V86H255V88H254V86H253V88H252V86H249L248 84H247V86H245L246 84L244 83V81L246 80V77L244 76V74L246 73V72H240V71H238L237 72V76L235 75L236 73L234 72H231L232 73V75H235V76H232L231 75V77H230V75H229V77H227V78H231L230 80L229 79H226V71L224 72V70H223V72H221V74H220V76H221V80L223 81V82H225L226 83V80H228V81H230L229 83L230 84H232V83H234L233 85H234V87L235 88H239L240 87V89H235L234 87H232V86H230L231 87V89L229 90V83H228V81H227V86L228 87H226L224 90H225V92H226V89H227V92H226V94L228 93V90H229V92H231V90H232V95L230 96V98H229V100L226 98L227 96H229L228 94L227 95H224L223 96V93H221L222 91L224 92V90L222 89V85H221V87L220 86H214L213 85V88H212V84L209 86V88H208V86H206V88H208V89H210V90H208V89H206L205 88V84H203V82L201 81V76H202V74H204V72H203V70H205V68L207 67L208 68V70H207V68H206V70L207 71H209V69H211V68H213L212 66H211V68H209L210 66V64H212L213 62H210V60H212L213 58H216V57H218L219 56V49L217 50V51H215L216 50V48H218V47H216V45L218 46L219 44H221V42H223L224 40H230L229 42L230 43H233V45L231 44V47H229L228 48V51L230 50V49H232V47H234L235 45H237V43L235 42V41H237L236 40V37H234V42L236 43H234V42H231V41H233V39H231V35H232V33L234 32V29L232 28L231 29V31H230V29H228V27L229 26H223L222 24H224V22L221 24V25H219ZM238 22H239V20H238ZM3 23V24H2ZM82 23V22H81ZM199 23V24H198ZM209 23V24H208ZM221 23V22H220ZM0 24H2L1 26H3L2 28H4L3 30H2V28H1V26H0V51H2V52H0V71H2V72H0V74L2 73V75H0L1 77V79H0V81H2L4 84H3V87H2V90L0 91V100L2 101V103H4V104H2L1 103V101H0V113L1 112H3V113H1L0 114V120H1V117H2V121H0V123H1V125H2V122H3V126H5L6 125V127H5V129H8V128H10L14 123V125L16 126V127H18V128H16V127H14V128H16V131L14 130V134H17V132H19L17 135H15V136H17V138L19 139V137H20V142H21V144L23 145L24 143V147H23V150L28 154V156H29V158L32 160V161H34V162H36L37 163V166H38V169L44 174V176L45 177H47L48 179H49V181L52 183V185L55 187V188H57V185L58 184H62V185H60V186H62L63 187V185L64 186H68V187H66V189L67 188H69V189H67V191L71 194V195H74V194H76L75 192H77L78 191V186L75 184L76 182V179H74L73 177V180L70 178L71 176H65L64 175V172L65 171H63V170H65V167L66 166H69L71 163L72 164H76V165H79V164H81V163H83V162H86L88 159V161H90V163L87 161V163H88V165H89V168H91L92 170H94V171H99L98 173L99 174H103V172H104V174H107V175H110V176H112V173L110 172V170L112 169V168H108L107 167V165H105L104 163H102L104 166H102V164H101V159L100 158H106L105 156H109L108 158H106V159H108V160H110V159H114V160H116L117 162H114V160H113V162H114V164H116V163H120V161H121V163H120V165H125V166H129V165H131V162H128L127 163V161L129 160V158H127L126 159V157H128V156H126V155H129V154H127V152H128V149L130 150V148L128 147V146H130V145H134V143L136 142V144H138L139 142V144H141L142 143V141L144 140L143 138V140L141 141V140H139L138 139V136H137V134L136 135H133V134H135V132H133V131H131V130H129V128L127 129V127L125 128V126H126V123H122V122H124V119L126 120V118H125V116H124V118H123V116H121V118H123V121L120 119V121L119 122H117L118 121V118L116 117H113V115L110 113V111L109 110H107V109H111L109 106H111L113 109H111V111L113 110H115V109H119L120 108V106H121V101H117V99L118 98H115L116 96L114 95V92H112L108 87H107V89H106V87L105 88H101L102 86H98V85H100L99 84V82H96V83H98V85L95 83V82H93V80L95 79L89 72H86V70H82L81 68V64H80V66H79V64H77V63H74V66H72L71 67V69H64L63 67V69L65 70H63L64 72V74L63 73H60V75L59 76H61V79H63L64 80V82H62L61 83V85L63 86V88H61V86H60V90H59V92H60V94H58L59 92L57 91V90H55L54 88H50V87H52V86H50L49 84H45L42 80H40V82L42 81L44 84H43V86H42V82L40 83L39 82V80L37 79H35L34 77L35 76H38V75H40L39 73H44V67H45V65L47 64V62L49 63L51 60L49 59L50 58V56L48 55H45L46 56V58H47V60L48 61H46L45 59V61L43 60V56L41 55V53L40 52H38V51H40V50H37L36 49V47H33V46H30L31 45V42H29L30 40L29 39H31L30 38V36H32L31 34H29V36H27L26 35V32L28 33V32H30V30L29 31H27V30H25V27L24 26H22V27H20L18 30H14L13 28V25H12V23L10 22V21H7V20H2V22H0ZM194 24H197V25H194ZM208 24V25H207ZM210 24H212V27L210 26ZM214 24V25H213ZM7 25V24H6ZM77 25V29H76V31L77 32H72V31H69V33L71 34V35H73L74 36V38L73 39H76L75 41H79L80 43H82V42H86L85 44H87V45H89V43H88V41H86L84 38H85V35H88L89 33H91V29H92V22L89 24V26H88V28H86L87 29V32H89V33H87L86 32V30H85V28H84V26H83V24H81V26L79 27ZM83 26V28H84V30H81V29H83V28H81ZM85 26V27H86ZM222 27V29L220 28H218V27ZM89 27H91V28H89ZM189 27H191L192 28V30H190L191 28H189ZM216 27H217V30H216ZM223 27H225V28H223ZM226 27H227V29H226ZM189 28V29H188ZM198 28V27H197ZM24 30L23 32L25 33V35L23 34V32H21V30ZM90 29V30H89ZM213 29V30H212ZM224 29H226V30H224ZM69 30H71V29H69ZM211 30H212V32H211ZM221 30H223V32L221 31ZM229 30V31H228ZM16 32L15 34H13L12 32ZM81 31H83V33H80ZM190 31H191V33H190ZM195 31V32H194ZM220 31V32H219ZM250 31L251 30H249V31H246V32H248V33H246L245 31L243 32L244 34H238V41H248L247 42V45H248V43H249V41L250 40H248V39H251V41H250V43H249V46H247V48H248V50H253V49H255L256 47H264V30H263V32L262 31H260V30H258V31H254V33H252L253 31H251V33H250ZM18 32V33H17ZM21 32V33H20ZM38 33V34H41V33H39L38 32V30H36L35 31V33ZM112 32V33H111ZM111 32H109V33H111V34H113V36L116 34V36L115 37H117L118 38V36H120L121 35V33H119L118 31V33L117 32H113V31H111ZM192 32H194L193 34H192ZM211 32V33H210ZM226 32H227V34H226ZM229 32L231 33V35L229 34ZM256 32V33H255ZM259 32H261V33H259ZM6 33V34H5ZM12 33V34H11ZM74 33V34H73ZM78 33V34H77ZM213 33V35H211ZM224 33H225V35H224ZM246 33V34H245ZM3 34V35H2ZM10 34V35H9ZM78 36H77V35ZM80 34V35H79ZM189 34H192L191 36L189 35ZM6 35V36H5ZM11 35H13V37L11 36ZM36 34H34L33 36H34V39H35V36ZM43 35V34H42ZM42 35L40 36V35H38L37 37L39 38V39H37L36 41H42V43L43 44H45L46 46H47V48H46V51H48L49 49H48V47L49 48H51V52H53L52 50L54 49V51H55V49L56 50H58V45L59 44H57L58 42H56V40L55 39H53V40H51V39H49V40H44L43 41V37H42ZM230 35V39H229V36ZM243 35V36H242ZM245 35V36H244ZM248 35V36H247ZM252 35H254V36H252ZM9 36H11V37H9ZM24 36H25V38H24ZM26 36H27V38H26ZM32 36V37H33ZM70 36V35H69ZM75 36H76V38H75ZM192 36H194V38L192 37ZM216 36H217V38H216ZM237 36V35H236ZM19 37V38H18ZM36 37V38H37ZM198 39L197 41H196V38ZM226 37H228V38H226ZM243 37H246V40H244V39H241V38H243ZM248 37V38H247ZM255 37H256V39H255ZM15 38H17V40L15 39ZM69 38H71V36L69 37ZM80 38H82V40L80 39ZM225 38V39H224ZM254 38V39H253ZM22 39H23V43H21L20 44V41L22 42ZM29 41H28V40ZM260 39V40H259ZM25 40H27V42L28 43H25ZM55 40V41H54ZM195 40V41H194ZM32 41V40H31ZM41 41H40V43H41ZM49 41V42H48ZM54 41V42H53ZM33 42V41H32ZM35 42V41H34ZM56 42V43H55ZM196 42V43H195ZM261 42H263V43H261ZM16 43H18V45H20L21 47L23 46V49H24V47L26 48V50H27V52H24V51H26V50H23V52H22V48H20V46H18L17 44L15 45ZM30 43V44H29ZM39 43V42H38ZM47 43V44H46ZM200 43V42H199ZM216 45H215V44ZM224 43V42H223ZM23 44V45H22ZM26 44H28V46L26 47L25 45ZM84 43L83 44H81V45H83L82 47H84L87 51H89L90 50V47H88L87 45H85ZM192 44V45H191ZM235 44V45H234ZM48 45H50V46H48ZM53 45V46H52ZM54 45H56V46H54ZM173 45V44H172ZM209 45H213L212 46V48H210L211 46H209ZM215 45V46H214ZM224 44H222V45H220L219 47H221V46H223ZM14 46H18L19 48V50H20V52L18 53V49L16 48V47H14ZM29 46H30V48H31V50H30V48H29ZM52 46V47H51ZM175 48H177L178 47V45H173ZM172 46V47H173ZM177 46V47H176ZM180 46V45H179ZM199 46V47H198ZM14 49H13V48ZM55 47V48H54ZM173 47V49H175ZM198 47V48H197ZM207 47H208V49H207ZM13 50H12V49ZM32 48H34V49H36V51L34 50V49H32ZM213 48H215L214 50H213ZM8 49V50H7ZM178 49V48H177ZM210 49V50H209ZM224 49V48H223ZM176 50V49H175ZM207 50V51H206ZM239 50V49H238ZM4 51V52H3ZM32 51V52H31ZM201 51H203V53L201 52ZM206 51V52H205ZM209 51H210V54H209ZM211 51H213V52H211ZM239 51H241V52H243V50L242 49H240ZM9 52H11V53H9ZM29 52H31V53H29ZM36 52V53H35ZM51 52H47L48 54H50ZM215 52H216V54H215ZM262 52H264V50H262ZM2 53V54H1ZM4 53V54H3ZM7 53H9V54H7ZM13 53V55H11ZM23 54V55H21V54ZM38 53H40V54H38ZM94 53V52H93ZM198 53H201V56H200V54H199V56H198ZM214 55H213V54ZM38 55V56H35V55ZM202 54L203 55H205L204 57L202 56ZM207 54H209V55H207ZM10 55V56H9ZM19 57H18V56ZM40 55H41V58H40ZM134 54H132V56H133ZM137 54H135L134 55V58H136L137 56H136ZM177 55V54H176ZM218 55V56H217ZM9 58H8V57ZM12 56V57H11ZM132 56H131V58H132ZM178 56V55H177ZM211 58H210V57ZM212 56H214V57H212ZM2 57V58H1ZM4 57V58H3ZM43 57V58H42ZM139 57L140 56H138V60H137V64H138V66L139 67H137L138 69H139V71H142V73L143 72H147L146 74H148V72L149 73H151V74H154V73H152V72H154V71H152V68L153 67H151V69H150V67H149V65L148 64H146V63H144L143 61L142 62H140L139 61ZM179 58H180V56H178ZM200 57L201 58H204V59H200ZM134 58H132L133 60H134ZM205 58L208 60V62L207 61H205ZM210 58V59H209ZM3 59H5V60H3ZM16 59V60H15ZM131 59V60H132ZM137 59V58H136ZM193 59V60H192ZM195 59V60H194ZM200 59V60H199ZM254 59V58H253ZM15 60V61H14ZM41 61L40 63L39 62H36V61ZM132 60V61H133ZM140 60H141V58H140ZM204 60V61H203ZM17 61H19V62H17ZM44 61V63H42ZM138 61L142 64H140V63H138ZM198 61V62H197ZM201 61H203L204 62V64H203V62L201 63ZM256 61H257V63H256ZM17 62V63H16ZM38 64H36V63ZM46 62V63H45ZM134 62L136 63V61L134 60ZM210 62V63H209ZM249 62H250V64H252V63H256V64H252V68L253 69H255V70H258V68L256 67V66H258L259 67V70H260V72H262L261 74L263 75L264 74V68H261L260 69V67H263L264 65H263V63H261V65H263V66H261L259 63H258V60L256 59V60H253V62H252V59H251V61L249 60ZM19 63V64H18ZM189 63H190V61H189ZM195 62L193 63V62H191V64H196ZM208 65H207V64ZM248 63V62H247ZM24 64H26V65H24ZM28 64H30V65H28ZM62 63H60V65H61ZM131 64V63H130ZM144 64H146V66L144 65ZM260 66H259V65ZM19 65H20V67H19ZM41 65V66H40ZM43 65H44V67H43ZM59 65V71H61L62 72V68H60L61 66ZM79 67H81V68H79ZM131 65H133V64H131ZM141 65V66H140ZM203 65H205V66H203ZM30 66H31V68H30ZM62 66H63V64H62ZM134 66V65H133ZM188 66V67H187ZM204 67V69H203V67ZM209 66V67H208ZM257 68H255V67ZM27 67H29V68H27ZM144 67H145V69H144ZM190 67H191V69L192 70H189L190 69ZM34 68V69H33ZM42 68V69H41ZM141 68V69H140ZM27 69V70H26ZM37 69V70H36ZM61 69V70H60ZM80 69V70H79ZM144 69V70H143ZM165 69V68H164ZM177 69V70H176ZM262 69H263V71H262ZM13 71V73L11 72V71ZM30 70V71H29ZM67 70H68V72H70L69 74H68V72H67ZM74 71V74H73V71ZM180 70H182V71H180ZM184 70V71H183ZM187 70V71H186ZM198 70V71H197ZM259 70L258 71H256V72H259ZM4 71V72H3ZM7 71V72H6ZM42 71V72H41ZM80 71V72H79ZM178 71V72H177ZM196 71V72H195ZM206 71V72H207ZM221 71V69L219 70V72ZM7 74H6V73ZM77 72V73H76ZM84 72V73H83ZM86 72V73H85ZM183 72V73H182ZM199 72V73H198ZM259 72V73H260ZM194 73V74H193ZM225 73V74H224ZM230 73V74H231ZM240 75H242V76H240ZM3 74H5L4 76H3ZM61 74H63V75H61ZM77 74V75H76ZM229 73H227V75H228ZM247 74V73H246ZM8 75H10L11 76V78H10V76H8ZM14 77H13V76ZM65 75V76H64ZM144 75H145V73H144ZM184 75V76H183ZM192 75V76H191ZM194 75V76H193ZM6 76V77H5ZM33 76V77H32ZM146 76V75H145ZM186 76V77H185ZM188 76V77H187ZM223 76V77H222ZM247 76H249V75H247ZM264 76V75H263ZM262 76V77H263ZM3 77H5V78H3ZM7 77H9V78H7ZM69 77V78H68ZM235 77H237V79L234 78ZM241 77V78H240ZM243 77V78H242ZM83 78V79H82ZM186 78H187V80H186ZM224 78V79H223ZM241 80H240V79ZM248 78V77H247ZM4 79L6 80L5 82H4ZM7 79H10L11 80V82H10V80H8L9 82H7ZM69 79H71V80H69ZM91 79H93V80H91ZM226 79V80H225ZM233 79H234V81H236V80H238L240 83H238L237 81V83L236 82H232L233 81ZM245 79V80H244ZM36 81V83H35V81ZM85 80H87L88 82L89 81H91L93 84H95V86L97 87V91H96V89H95V91L94 92H96L97 94H100L99 96H101V97H99L98 95H97V99L99 100V103L101 104H106L107 102L108 103H110V104H114V105H117L118 106V108H116L117 106H112V105H108V103H107V105H108V107L106 106V110L107 111H105V109L103 110V112H100V113H102V114H100L99 113V115L98 116H96V110H95V108L93 107V106H91V105H88V104H86V105H88L87 106V109H83V107L85 106L86 107V105L85 104H83L82 106L83 107H81L82 109H80V106L77 104V105H75L74 104V106H72L73 105V102L75 103V102H79V104H80V102L82 103V99H80V100H77L76 99V96H77V98H83V97H85V96H87V95H85V94H87V91H85V89L82 87V86H80L79 84H81L82 82H84ZM190 80V81H189ZM192 80V81H191ZM242 80H243V89L244 90H241V83H242ZM77 81V82H76ZM94 81H96V80H94ZM186 81V82H185ZM193 81H195V82H193ZM12 82L14 83V84H12ZM37 82H38V84H37ZM76 82V83H75ZM91 82H89V83H91ZM191 82H192V84H191ZM221 83V84H223V86L225 85V83ZM9 83H11V85L9 84ZM21 84V83H23V85L21 84V85H19V84ZM188 84V86H186L187 84ZM258 83V84H257ZM26 85V87H25V85ZM67 84H68V86H67ZM190 84V85H189ZM229 84V85H228ZM240 84V85H239ZM250 84V83H249ZM252 84V83H251ZM38 85H40V86H38ZM12 86V87H11ZM18 86V87H17ZM46 86V87H45ZM65 86V87H64ZM191 86H193L192 88H191ZM14 87V88H13ZM17 87V88H16ZM38 89H37V88ZM140 87V86H139ZM139 87H135V88H132V90H134V91H136L138 94H142L141 92H144V91H146V90H148V88L147 89H144L143 87L144 86H142L140 89V91L138 90V88ZM214 87L215 88H220V90H221V92H220V96H215L216 94H218L219 93V91L214 95L213 94V92H214ZM245 87V88H244ZM65 88H66V90H65ZM74 90H73V89ZM100 88V89H99ZM144 89V91H143V89ZM212 88V89H211ZM249 88H250V90H249ZM101 89H102V91H101ZM194 91H192V90ZM204 89V90H203ZM214 89V90H213ZM235 89V90H234ZM248 89V90H247ZM6 91V92H3V91ZM61 90H62V92H64V94L66 95V96H68L69 94L68 93H70V91L71 92H73L74 93V95H73V97L72 98H75V100H71V99H68L67 97H64L63 95V93L61 94ZM65 90V91H64ZM68 90H70V91H68ZM73 90V91H72ZM94 90V89H93ZM101 92H100V91ZM105 90V91H104ZM196 90H197V92L198 93H196ZM205 92H203V91ZM213 90V91H212ZM245 90H246V92H245ZM68 93H67V92ZM107 91V92H106ZM109 91V92H108ZM207 91H210V93L209 92H207ZM216 91H217V89H216ZM215 91V92H216ZM4 93V95H3V93ZM55 93V95H54V93ZM58 92V93H57ZM93 92V93H94ZM102 92H104V93H102ZM106 92V93H105ZM33 93V94H32ZM68 95H67V94ZM96 93H94V94H96ZM113 93V94H112ZM195 93H196V95H195ZM207 93H208V96H207ZM57 94V95H56ZM93 94V95H94ZM105 94V95H104ZM209 94L211 95L210 97H209ZM229 94H231V93H229ZM1 95H2V97H1ZM27 95H28V97H27ZM53 95H54V97H53ZM60 95V96H59ZM63 97H62V96ZM81 95V96H80ZM213 95V96H212ZM219 95V94H218ZM252 95H254V96H252ZM7 96V97H6ZM69 96H72L71 95V93H70V95ZM96 96V95H95ZM94 96V97H95ZM206 96V97H205ZM226 96V97H225ZM238 96V97H237ZM243 98H242V97ZM93 97V96H92ZM93 97V98H94ZM99 97V98H98ZM194 97L195 98H197V99H199V102H196L195 101V99H194ZM218 97H220V101H218L219 100V98ZM221 97H222V99H221ZM225 97V98H224ZM233 97V98H232ZM236 97V98H235ZM253 97V98H252ZM258 97V98H257ZM5 98V99H4ZM12 98V99H11ZM51 98H53L54 100H52ZM59 99V100H57V99ZM206 98H207V100H206ZM235 98V99H234ZM238 98V99H237ZM240 98H242V99H240ZM248 98H250V99H248ZM256 98V99H255ZM9 100V101H7V100ZM11 99V100H10ZM67 99H68V101H67ZM95 99V98H94ZM227 99V100H226ZM253 99H254V102H253ZM52 100V101H51ZM58 101V102H56V101ZM64 100V101H63ZM77 100V101H76ZM96 100V99H95ZM94 100V101H95ZM194 100V101H193ZM208 100H209V102H208ZM238 100H241V101H239L240 102V104H239V102H238V104H237V101ZM252 100V101H251ZM6 101V102H5ZM17 101V102H16ZM66 101V102H65ZM223 101H225V102H223ZM232 101V102H231ZM257 101V102H256ZM261 101V102H260ZM13 102V103H12ZM16 102V103H15ZM61 102H63V103H61ZM69 102H71V103H69ZM95 102H97V100L95 101ZM196 103V106H195V103ZM205 102V103H204ZM226 102H228L227 104H226ZM236 102V103H235ZM246 102H252L250 105H249V103H247L248 104V106L247 105H245L246 104ZM11 103V104H10ZM15 103V104H14ZM19 103V104H18ZM57 103V104H56ZM67 103V104H66ZM198 103V104H197ZM223 103H225L226 104V106L228 105H230V104H232V105H230L231 107L232 106H234L232 109H230L228 106L226 107L225 106V104H223ZM236 105H234V104ZM245 103V104H244ZM257 103H259V104H257ZM23 104V105H22ZM61 104V105H60ZM101 104V105H102ZM178 105V107L176 106V108H174L175 106L174 105ZM260 104H263V105H260ZM20 106V108L21 107H23L26 111H28V110H30L31 111V109H26V108H30L31 106H32V110L33 111H31L34 115H33V117H32V113L31 112H29V113H31L30 115H27V114H22L24 117L27 115L29 118H27L26 120H24L23 118H20V119H16V117H15V120H17L16 122H14L15 120H14V118H12L13 116H14V113H15V109L14 108H16V107H14V106ZM26 105H27V107H26ZM30 105V106H29ZM60 105V106H59ZM69 105H71L70 107H69ZM200 105H202V106H200ZM238 105H240V106H238ZM245 105V106H244ZM58 106V107H57ZM77 106V107H76ZM105 106L103 105V107L105 108ZM188 106V105H187ZM188 106V107H189ZM246 106H247V110H245L246 109ZM257 106V107H256ZM11 107H13V109L11 108ZM55 107H57V109H59V110H57L56 109V111H58V113H56V111H54L55 110ZM62 108V109H60V108ZM84 107V108H85ZM114 107H115V109H114ZM196 107V108H195ZM243 107H245V108H243ZM251 108L250 110H248V108ZM75 108V109H74ZM94 108V109H93ZM196 110H195V109ZM237 108V109H236ZM242 108H243V110H242ZM254 108V109H253ZM1 109H3V110H1ZM34 109H35V111H34ZM198 109H199V111H198ZM7 110V111H6ZM10 111V114H9V111ZM48 110H50L49 112H47V114L46 115H48L50 112H52V113H50V114H53L52 116L49 114L48 116H46L44 113H45V111H48ZM89 110H90V112H89ZM197 112H195V111ZM229 112H228V111ZM234 110V111H235ZM238 110H240L239 112H238ZM245 110V111H244ZM12 111V112H11ZM80 111H81V113H80ZM84 111H85V113H84ZM86 111H87V113H86ZM109 111V112H108ZM120 111V110H119ZM118 111V112H119ZM233 111V112H234ZM242 111V112H241ZM244 111V112H243ZM248 111V112H247ZM251 111H253V112H251ZM7 112V113H6ZM14 112V113H13ZM38 112V113H37ZM39 112L41 113V114H39ZM44 112V113H43ZM53 112H55V113H53ZM62 112H64V113H62ZM104 112H105V114H104ZM115 113H118V112H116V111H114ZM123 112V111H122ZM177 112V111H176ZM176 112H175V114H176ZM37 113V114H36ZM84 113V114H83ZM91 113H95V115L94 114H91ZM120 113H121V111H120ZM124 113V112H123ZM173 113V111H171V114ZM199 113V114H198ZM225 113V114H226ZM241 114V115H239V114ZM245 113H246V115H245ZM248 113V114H247ZM254 113V114H253ZM256 113V114H255ZM261 114L262 115V118H263V120L261 121V129H260V127L258 128V129H260L259 131V134H260V136H259V139L257 138L258 136V132H252L254 135H255V133H256V135H255V139H254V135L253 136H251L250 137V134H251V132L249 133V138H247V136L248 135H245L244 134V131L245 130H247V129H245L243 126H244V124H245V126H246V121H248V124L247 125H249V122H251V121H253L254 120V118H256L254 121H256V123H259L260 121H258L259 119L261 120L262 118H259L258 116H257V114ZM7 114V115H6ZM9 114V115H8ZM43 114H44V116H43ZM57 114L60 116V118H59V116L57 117ZM63 114V115H62ZM109 114V115H108ZM150 114V113H149ZM148 113H147V116L148 117H151L152 115L150 114L149 115ZM170 114V115H171ZM174 114V113H173ZM173 114H172V116H173ZM243 114H244V117L246 116L247 118L245 119L244 117L242 118L241 116H243ZM260 114H259V116H260ZM43 117H42V116ZM91 115H94V116H91ZM144 115V114H143ZM146 115V114H145ZM178 115H180L179 116V118L180 119H182L181 117H182V114H178ZM177 115V116H178ZM184 115V117L187 119V117H186V114H183ZM208 115V114H207ZM228 115V114H227ZM227 115H225V117L227 116ZM228 115V116H229ZM235 115V116H234ZM248 115V116H247ZM250 115V116H249ZM255 115V116H254ZM46 116V117H45ZM87 116V117H86ZM89 116H91V117H93V118H89ZM107 116V117H106ZM114 116H116V114L114 115ZM195 116V117H194ZM204 116V117H203ZM211 116H212V118L214 119H212L211 118ZM234 116V117H233ZM12 119H11V118ZM22 117V116H21ZM146 118V116H143V118ZM169 117H170V119H169ZM176 116L174 115L172 118H173V120H172V118H171V116H168V118H166V121H168L167 123H169L170 125H168V124H166V121H165V127L167 126V128H165V127H161L160 125V128H162V130H160V128L158 127V129H154L153 130V132H158V131H161L159 134H163L164 136L167 134V136L170 134L169 132H171V134H172V136H174L175 138H177V140L179 141L180 139L178 138V137H180V138H182V136L184 135V131H186V132H188V131H192V132H194L193 131V125H192V129H191V126H189V124H188V121L186 120V122L184 123V124H182V125H180V126H177L176 125V121H179L180 119L178 118L177 119V117L175 118ZM48 118H49V120H48ZM51 118V119H50ZM57 118H59L58 120H54V119H57ZM96 118H98V119H96ZM100 118H102V121H101V123H99V121L101 120ZM110 118V119H109ZM135 118H137L138 119V117H134L133 119L135 120ZM140 118H141V120H143V118L142 117H139V120H140ZM153 118V117H152ZM146 118L147 119V121H149V122H151V121H154L155 119H156V117H155V119L153 118ZM194 118H196V119H194ZM205 120H208V122L207 121H205ZM210 120H209V119ZM250 118V121L248 120ZM259 118V119H258ZM21 119H23L22 121H20V122H18L19 120H21ZM30 119V120H29ZM32 119V120H31ZM44 119V120H43ZM88 119H90V121L88 122ZM95 119V120H94ZM114 119H115V121H114ZM137 119H136V121H137ZM168 119V120H167ZM176 119V120H175ZM192 119L194 120L193 122H192ZM203 120V122H202V120ZM242 119V120H241ZM252 119V120H251ZM14 120V121H13ZM48 120V122H46ZM54 120V121H53ZM114 121V123L115 124H117V126H118V128L116 127V125L113 123V125L112 124H110V126L108 127V125H109V123H112V122H109V121ZM117 120V121H116ZM151 120V121H150ZM158 120H160L161 121V123L163 122V120H161V119H158ZM158 120L156 119L154 122H156V123H160V122H158ZM201 120V121H200ZM238 123V121L237 120H240L239 122L240 123H238L239 124V126L236 128V129H233V127L236 125L237 126V124H236V122ZM243 120H244V122H243ZM12 121V122H11ZM51 121V122H50ZM94 121V122H93ZM98 123H97V122ZM108 121V122H107ZM122 121V122H121ZM145 121V125L146 126H148V124H149V126H151V125H153L154 123H149V122H147L146 123V120H144ZM214 121V122H213ZM258 121V122H257ZM21 125H19L18 123ZM22 122V123H21ZM29 122V123H28ZM47 124H45V123ZM92 122H93V124H92ZM138 122V121H137ZM6 123V124H5ZM50 123V124H49ZM122 123V124H121ZM142 123V122H141ZM231 123V124H230ZM244 123V124H243ZM254 124H256L255 122H253ZM252 123V124H253ZM263 123H264V121H263ZM11 125V126H9V125ZM18 124V125H17ZM97 124V125H96ZM100 124H104V126H101ZM125 124V125H124ZM142 124H144V122L142 123ZM151 124V125H150ZM242 124V125H241ZM13 125V126H14ZM26 125V126H25ZM93 126V129H92V127L91 126ZM100 125V126H99ZM112 125V126H111ZM114 125H115V128H114ZM136 126H137V124H135ZM163 125V126H164ZM250 125H251V123H250ZM249 125V126H250ZM262 125H263V127H262ZM8 126V127H7ZM12 126V127H13ZM96 126H98V127H96ZM148 126V127H149ZM171 128H170V127ZM186 128H185V127ZM196 126H195V128H196ZM233 126V127H232ZM241 126V127H240ZM251 126H253V125H251ZM26 127H28V128H26ZM103 127H105V128H103ZM148 127H146V129L148 128ZM168 127H169V129H168ZM174 127V128H173ZM199 127H197L198 129H199ZM240 127V128H239ZM254 127H255V129H253V127H250V128H252L253 130H257V128H256V126L254 125ZM31 128V130H29ZM96 128H98L97 130H96ZM99 128H100V130L102 131V129H104L102 132L101 131H99ZM173 128V129H172ZM180 129V132L182 133V131L181 130H183V133L181 134L180 132H179V130L178 129ZM183 128V129H182ZM195 128H194V130H195ZM235 128V127H234ZM240 130H239V129ZM248 128V127H247ZM20 129V130H19ZM26 129V130H25ZM42 130V131H46V132H42V131H40V130ZM125 129L126 130H129V131H127V132H125ZM163 129H165L166 130V132L163 130ZM175 130V129H177V131L175 130L174 132L172 131V130ZM185 129V130H184ZM233 129V132L232 133H234L235 131H236V133H234V134H231V130ZM28 130V131H27ZM38 130V131H37ZM88 130V131H87ZM97 132H96V131ZM150 130V129H149ZM158 130V131H157ZM167 130H169V131H167ZM171 130V131H170ZM197 130V129H196ZM209 130H208V132H209ZM241 130H243L242 132H241ZM250 130V129H249ZM1 131H2V126L0 127V134H1ZM28 132V133H26V132ZM85 131L88 133H85ZM206 131H204L203 132V135L204 136H206V134L207 135H209ZM237 131H239V132H237ZM252 131V130H251ZM3 132V131H2ZM30 132V133H29ZM153 132L150 130V133H151V135L153 136ZM178 132V133H177ZM249 132V131H248ZM264 132V131H263ZM4 134L2 135V139L3 140H7L9 137H8V135H6L5 134V132H3ZM38 133H40V134H38ZM41 133H43V135L45 136H43V135H41ZM45 133V134H44ZM77 133H78V135L79 136H81V138L83 139L84 137H82V134L83 135H88L89 136V134H90V136L88 137L87 135H86V137H85V140H84V142H83V140H81V138H79V136L77 135ZM85 133V134H84ZM102 133V134H101ZM149 133V134H150ZM179 133H180V135L181 136H178L179 135ZM239 133V134H238ZM246 134H247V131L245 132ZM20 134H21V136H20ZM28 134H29V136H28ZM38 134V135H37ZM127 134V135H126ZM148 133H147V135H146V137L148 138V139H152V138H154L155 137V135L152 137V136H150ZM155 134V133H154ZM171 134L169 135V136H171ZM236 134V135H235ZM46 135H47V137H46ZM148 135H149V137H152V138H149L148 137ZM239 135V136H238ZM261 135H262V137H261ZM19 136V137H18ZM31 136V137H30ZM40 136V137H39ZM178 136V137H177ZM228 136H226V137H228ZM6 139H5V138ZM24 137H25V140H24ZM36 137H39V138H36ZM92 137V138H91ZM128 137V138H127ZM136 137H137V141H136ZM143 137H145V136H143ZM145 137V140H144V145L145 144H148V143H150V141L151 140H147V138ZM236 137V138H235ZM253 137V138H252ZM261 137V138H260ZM41 138V139H40ZM43 138V139H42ZM86 138H88V140H86ZM89 138H90V140H91V142H89ZM225 138V137H224ZM231 138H233V139H235L236 141H240L239 143L238 142H236V141H233V139H232V142L233 143H231ZM32 139L34 140V141H32ZM35 139L36 140H38V141H35ZM40 139V140H39ZM249 139H252L253 140V142H254V145H251V152L253 153V155H251L250 153L248 154V153H246V152H243V149L244 148H246V143L247 142H249ZM2 140V141H3ZM25 142H24V141ZM77 140H80V142L79 141H77ZM93 140V141H92ZM146 140L148 141L147 143H145L146 142ZM155 140V139H154ZM226 140H227V138H226ZM260 140V141H259ZM23 141V142H22ZM40 141H43L42 143L40 142ZM153 141V140H152ZM196 141V140H195ZM195 141L193 142V141H191V143H193V144H191L190 143V141H189V144L192 146H189V144H187L188 145V147H189V151L188 150H186L185 151V149L186 148H184V145H183V147H182V144H180L179 145V152H177L175 155H177L176 157V159H175V156L173 157L174 158V160H172V162L174 163L175 162V164H173V165H169V163H171L170 161H168V159H167V161H164V160H161V162L162 161H164L162 164H161V162H159V164H158V166L156 165V164H153L152 166H153V170L149 167V166H143L142 168H144L145 167V169H147L148 168V170H150V171H154V172H163V169L164 170H168L167 168H170V167H172L173 168V166H175V165H179V164H181V163H179V162H182V161H184L185 159V161L186 162H188L189 164H192L193 162H192V157H191V155H192V150H193V147L196 145L195 144ZM4 142V141H3ZM81 142H82V144H81ZM86 142V143H85ZM92 142H93V145H92ZM134 142V143H133ZM244 142H246L245 144H244ZM250 142H252V141H250ZM257 142V146H255V143ZM7 143V142H6ZM87 143L89 144V146H87ZM133 143V144H132ZM240 143H242V144H240ZM38 144V145H37ZM142 144V145H143ZM195 144V145H194ZM231 144H234L233 146L234 147H232V148H230L232 145ZM236 144H237V146L240 144V148L241 147H243V149H242V152H239V151H241L240 150V148H238V147H236ZM260 144H261V146H262V148H260L261 146H260ZM69 147H68V146ZM241 145H243V146H241ZM245 145V146H244ZM247 145L249 146V143H247ZM41 146H46V150H45V148L43 147V149H42V147ZM92 146V147H91ZM118 146V147H117ZM258 147L259 149V151H257L256 153L258 154L257 156H256V153H255V150H253L252 151V148H255V147ZM56 147H57V149H56ZM115 147V148H114ZM180 147H182V148H180ZM190 147H191V149H190ZM210 147H214V149H212L211 150V148ZM210 147H208V150L209 151H212L213 153H216V152H214V150L216 151V149H215V147L217 148V146H215V144H213V145H210ZM236 147V148H235ZM50 148V149H49ZM61 148V150H64V152H62L61 150H59V149ZM79 148H81V149H79ZM117 148H118V150H117ZM42 149V150H41ZM48 149L50 150V151H48ZM55 149H56V151H55ZM116 149V150H115ZM184 149V151H181V150H183ZM188 149V148H187ZM218 149H220V148H218ZM217 149V151H220V150H218ZM256 149V148H255ZM46 152H45V151ZM67 152H66V151ZM99 150V151H98ZM115 150V151H114ZM239 150V151H238ZM248 150H249V147H248ZM247 150V151H248ZM59 151V152H58ZM61 151V152H60ZM112 151V152H111ZM245 151V150H244ZM250 151H248V152H250ZM44 152V153H43ZM80 152V153H79ZM84 152V153H83ZM105 152V153H104ZM118 152V153H117ZM120 152V153H119ZM185 152V153H184ZM187 152V153H186ZM189 152V153H188ZM47 153H48V155H47ZM50 153H52V154H50ZM83 153V154H82ZM101 153V154H100ZM103 153V154H102ZM106 153H108V154H110V155H107ZM123 154V156H121L122 154ZM125 153V154H124ZM182 153V154H181ZM210 153V152H209ZM213 153H210V155H212ZM247 155H246V154ZM254 153H255V157H254ZM46 155V157L47 156H49L48 158H45V156H43V155ZM179 154V155H178ZM187 154V155H186ZM262 154V155H261ZM39 155V156H38ZM41 155V156H40ZM53 157H52V156ZM83 155V156H82ZM84 155H85V157L87 156V158H85L84 157ZM99 157H98V156ZM100 155H101V157H100ZM104 155V156H103ZM111 155H112V157H115V158H112L111 157ZM114 155V156H113ZM180 155H182V156H180ZM185 155V156H184ZM225 155V154H224ZM259 155H261V156H259ZM37 156H38V158H37ZM89 156V157H88ZM93 156V157H92ZM103 156V157H102ZM238 156H240V157H238ZM259 156V157H258ZM34 157V158H33ZM38 159H36V158ZM53 158L52 160H53V162L52 161H49L51 158ZM57 157V158H56ZM62 157V158H61ZM190 159H189V158ZM234 157V158H233ZM263 157V158H262ZM50 158V159H49ZM83 158L84 159H86V161L85 160H83ZM91 158H93V159H91ZM95 158V159H94ZM97 158V159H96ZM99 158V159H98ZM122 158H124V161L122 162ZM36 159V160H35ZM47 159H48V161L49 162H51L50 164H49V162L47 163ZM59 159V160H58ZM180 159V160H179ZM184 159V160H183ZM261 159V160H260ZM57 160V161H56ZM93 160V161H92ZM39 161V162H38ZM42 161V162H41ZM83 161V162H82ZM99 161H101V162H99ZM111 161V160H110ZM126 161V162H125ZM239 163H238V162ZM243 161V162H242ZM247 161V162H248ZM46 162V165H47V167H44L43 165H44V163ZM62 162V163H61ZM74 162V163H73ZM93 162V163H92ZM112 162V161H111ZM112 162V163H113ZM56 163V164H55ZM60 163V164H59ZM67 163V164H66ZM97 163V164H96ZM165 163V164H164ZM244 165H243V164ZM91 164V165H90ZM152 164V163H151ZM188 164V170L190 171V173L192 174V177H194V179L190 176L189 177V180H187L186 182H187V187H188V184L190 185L188 188H187V190H185L186 188V184L184 185V184H180V189H183V190H185V191H188L189 190V192L191 193V192H193L192 194H194L197 190V188H199L197 185L200 183V182H203V181H201V177L202 178H204L205 177V175H206V173L204 174V171H202V175H200V173L199 172H201V171H199V168H198V171L196 170V167H194V166H192V165H189ZM229 164V163H228ZM240 164V165H239ZM242 164V165H241ZM260 164V165H259ZM42 165V166H41ZM55 165V166H54ZM60 165V166H59ZM94 165V166H93ZM160 165H162V166H160ZM163 165H164V167H163ZM232 165L234 166L233 167V171H232ZM237 165V166H236ZM264 165V164H263ZM52 166V167H51ZM59 168H58V167ZM93 166V167H92ZM107 168H106V167ZM158 167L157 169H156V167ZM242 166L244 167V168H242ZM247 166V165H246ZM17 167H20V163L18 162V165H17ZM55 167H56V169H55ZM63 167V168H62ZM97 167V168H96ZM99 167V168H98ZM162 167V168H161ZM248 167V166H247ZM41 168V169H40ZM142 168L140 169V168H137L136 169V171H137V176L135 177V179H133V181L131 180H128L127 181V178H125V179H123V181L121 180L122 178H113L112 179V183L114 184H112L113 186H111L112 188H111V190H114V189H116V190H114V191H112V193H114L113 195H115V194H117L114 198H113V200L115 199V198H120V199H122L123 198V200H132L134 197V195H133V188H134V185H135V182H137L136 180V178H139V177H141L143 174H144V172H146L147 170H142ZM166 168V169H165ZM240 168V169H239ZM242 168V169H241ZM60 169V170H59ZM90 169V170H91ZM102 169V170H101ZM108 169V170H107ZM49 170V171H48ZM101 170V171H100ZM159 170H161V171H159ZM169 170H171V169H169ZM245 170H243V176H244V172H245ZM262 170V171H261ZM237 172V173H240V172ZM254 171H258V172H255L254 173ZM102 172V173H101ZM107 172V173H106ZM110 172V173H109ZM140 172V173H139ZM230 172H227V174L229 173V175H231L230 174ZM138 173H139V175L140 174H142V175H140V176H138ZM189 173V174H190ZM232 173V175L231 176H229V177H227L226 175L227 174H224V176H226L225 178H229V180H230V182H229V180L227 181V179H225V181H227V183H229V184H227V183H225L224 182V180H222V182L224 183L223 184V186H222V184L221 183H218L217 185L216 184H214L216 187L218 186V188L220 187V185L222 186V188L223 187H225L224 185H226V188L225 189H227V188H230L231 187V185H230V183H231V181H233L232 183L234 184V183H237L238 181H236L237 179H239V175L236 173V175H234ZM247 173H248V171H247ZM246 173V174H247ZM102 175V176H105V175ZM106 175V176H107ZM234 175V176H233ZM249 176V177H252V179H253V181L255 180V177L254 176ZM110 176H107V177H110ZM223 176V177H224ZM236 176V177H235ZM241 176V175H240ZM242 176V177H243ZM247 176V175H246ZM261 176V177H262ZM207 177V176H206ZM205 177V178H206ZM232 178V180H231V178ZM234 177V178H233ZM238 177V178H237ZM241 177V178H242ZM260 177V178H261ZM190 178H192V179H190ZM204 178V179H205ZM241 178H240V180H241ZM256 178V181L258 180ZM259 178V179H260ZM117 179H119L118 181H115V180H117ZM196 179V180H195ZM200 179V181H198ZM223 179V178H222ZM236 181H234V180ZM262 180H261V182L260 181H258V182H254L255 183V185H256V187L257 188H259L258 190H260V188L262 187V186H264V178H261ZM59 180V181H58ZM75 180V181H74ZM125 180V181H124ZM206 180V179H205ZM57 181V182H56ZM120 181H122V182H120ZM196 181V183H195V185H194V182ZM119 182V183H118ZM129 182L132 184V185H130L129 184ZM193 182V183H192ZM219 182H221V181H219ZM240 182V181H239ZM238 182V183H239ZM127 183V184H126ZM183 183H185V182H183ZM191 183V184H190ZM261 183H262V185H261ZM55 184H57V185H55ZM126 184V185H125ZM232 184V186L234 187V185ZM116 185V186H115ZM130 185V186H129ZM176 185V184H175ZM213 185V186H214ZM228 185H230V187H228ZM259 185V186H258ZM59 186V185H58ZM177 186V185H176ZM199 186H201V184L199 185ZM212 186V187H213ZM116 187V188H115ZM192 187V188H191ZM195 187H197L196 189H195ZM207 187V186H206ZM216 187H215V189H216ZM185 188V189H184ZM217 188V189H218ZM221 188V187H220ZM263 188V190H264V187H262ZM262 188H261V190H262ZM206 189V188H205ZM211 189V187L209 188V190ZM217 189L215 190L216 192H217ZM231 189V188H230ZM196 190V191H195ZM207 190V189H206ZM209 190H207V192L205 191L204 192V194H206L207 193V195L206 196H208V195H211L210 193H214V194H212V195H214V197H212V198H210V196H208V198H210L209 200V202H210V204H207V203H209L208 201L206 202L205 201V203L207 204V205H209L208 207L206 206V208H208V209H212L213 211L212 212H217V210L218 211H222L223 209V211H225L224 213L226 214V215H228V213L230 214V212L232 213V212H234V210H235V208H233V207H229V206H227L224 202H226V200H225V197H222V196H219L218 194L216 195L215 194V192L213 191L214 189L212 188L211 190H212V192L211 191H209ZM224 190V189H223ZM75 191V192H74ZM209 191V192H208ZM221 191H222V189H221ZM220 191V192H221ZM74 194H73V193ZM259 192H261V191H259ZM209 193V194H208ZM261 193H263L264 194V191L263 192H261ZM221 195H222V193H221ZM204 196V195H203ZM215 196L217 197L216 199H215ZM133 197V198H132ZM202 198H204V200H205V196L204 197H202ZM221 198H222V200H221ZM207 199V198H206ZM224 199V200H223ZM208 200V199H207ZM110 202H112V200H110L108 203H110ZM212 203H213V205L216 207V210H214L215 209V207L214 206H212ZM260 205V203H258V205L257 206H259ZM211 206H212V208H211ZM217 207H218V209H217ZM221 208H223V209H221ZM261 208H262V210L264 209V206H261ZM260 211V210H259ZM247 251V250H246ZM245 254L247 255V252H245ZM243 255H244V253H243ZM244 256L245 258L247 257V256ZM59 260H57L58 262H57V264H61V258H58ZM63 259V258H62ZM260 259V261L261 262H263L264 263V255H263V252H262V256H261V258H259ZM250 264H259V261L258 260H254V262H251Z\"/></svg>","mask_w":264,"mask_h":264}]
</instances>
